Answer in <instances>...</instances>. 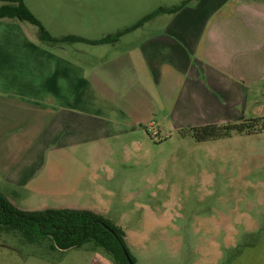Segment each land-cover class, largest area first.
<instances>
[{
	"label": "crops",
	"instance_id": "obj_1",
	"mask_svg": "<svg viewBox=\"0 0 264 264\" xmlns=\"http://www.w3.org/2000/svg\"><path fill=\"white\" fill-rule=\"evenodd\" d=\"M142 1L145 16L186 0ZM24 25L0 20V194L24 211L103 214L82 206L96 143L264 116V0H192L89 52ZM229 264H264V241Z\"/></svg>",
	"mask_w": 264,
	"mask_h": 264
},
{
	"label": "rangeland",
	"instance_id": "obj_2",
	"mask_svg": "<svg viewBox=\"0 0 264 264\" xmlns=\"http://www.w3.org/2000/svg\"><path fill=\"white\" fill-rule=\"evenodd\" d=\"M24 2L55 37L102 39L116 26L131 27L146 16L142 0ZM24 24L36 32L35 26ZM92 46L66 45L87 52ZM260 118L264 124V116ZM261 126L251 134L204 142L192 134L155 128L96 143L93 155L83 159L94 169L89 179L97 196L82 206L96 208L124 231L136 264H229L264 241ZM0 264L115 263L93 242L61 251L49 238L26 243L17 233L0 235Z\"/></svg>",
	"mask_w": 264,
	"mask_h": 264
},
{
	"label": "trees",
	"instance_id": "obj_3",
	"mask_svg": "<svg viewBox=\"0 0 264 264\" xmlns=\"http://www.w3.org/2000/svg\"><path fill=\"white\" fill-rule=\"evenodd\" d=\"M192 0L172 8H159L146 15L135 25L114 35L102 39H86L77 35L55 37L44 27L41 21L25 4L24 0H0V20L9 19L20 23H28L36 27L37 41L48 46L85 43L90 45L117 42L125 34L141 27L160 14L176 13L185 8ZM262 118L245 120L235 125H207L182 131L192 134L199 141L229 137L232 133L251 134L262 124ZM260 128V130L262 129ZM0 231L3 234L19 233L26 243H34L49 238L55 248L67 251L80 248L89 242L108 252L115 264H136L130 253L125 233L104 216L90 210L48 208L36 211H24L12 204L0 194Z\"/></svg>",
	"mask_w": 264,
	"mask_h": 264
},
{
	"label": "water",
	"instance_id": "obj_4",
	"mask_svg": "<svg viewBox=\"0 0 264 264\" xmlns=\"http://www.w3.org/2000/svg\"><path fill=\"white\" fill-rule=\"evenodd\" d=\"M130 264H133L131 261H129Z\"/></svg>",
	"mask_w": 264,
	"mask_h": 264
}]
</instances>
